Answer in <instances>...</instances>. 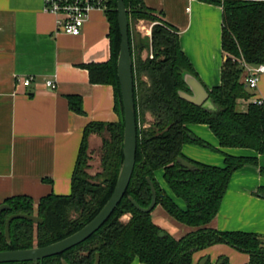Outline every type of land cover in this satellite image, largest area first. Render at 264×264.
<instances>
[{"label": "trees", "instance_id": "1", "mask_svg": "<svg viewBox=\"0 0 264 264\" xmlns=\"http://www.w3.org/2000/svg\"><path fill=\"white\" fill-rule=\"evenodd\" d=\"M223 8L222 49L226 60L222 66L221 85L209 91L218 108L210 112L184 100L180 92H188L183 74L195 71L181 50L179 30L164 20L162 14L147 8L142 0H124L128 16L134 20L158 22L152 32L153 59L140 56L146 42L134 38L129 26L133 60L134 98L138 130L136 164L127 192L109 220L82 244L62 255L47 258L43 264H197L194 255L223 244L248 254V264H264V238L255 233L220 232L208 227L217 217L234 173L245 166L260 169L257 158L235 157L222 149H250L264 157V104L249 103L247 110H238L240 101H250L251 91L242 83V62L264 64V0H200ZM106 16L111 24L112 57L105 64L86 66L92 83L111 85L115 91L116 123L92 122L86 126L72 176V191L67 196L50 194L35 203L31 197L15 196L5 200L9 206L0 215V252L44 247L61 241L79 231L101 211L112 196L124 155V118L118 80L117 62L121 35L116 0H111ZM136 54L138 55L136 59ZM146 76L148 82L141 78ZM70 108L84 114L79 96L67 97ZM149 113L154 123L149 130H140V116ZM190 125H206L219 142L216 151L224 154L225 166L215 167L190 160L183 155L185 145L209 147L194 135ZM108 133V137L104 134ZM103 141L102 180L93 182L86 173L88 141L91 135ZM179 158L194 165L182 166ZM159 170L173 194L162 188L155 177ZM150 178L157 192V206L175 221L196 230L176 238L152 217L137 210L133 198L147 208L152 199ZM264 194V190L262 189ZM182 200V209L176 202ZM155 208V209H156ZM12 214H26L42 219L36 224L19 219L10 227V242L5 224ZM72 214L76 217L72 218ZM130 215L128 222L121 219ZM222 264H230L226 258ZM9 264H41L36 262ZM207 264H211L209 261Z\"/></svg>", "mask_w": 264, "mask_h": 264}, {"label": "crops", "instance_id": "2", "mask_svg": "<svg viewBox=\"0 0 264 264\" xmlns=\"http://www.w3.org/2000/svg\"><path fill=\"white\" fill-rule=\"evenodd\" d=\"M142 1L179 30L181 50L204 90L209 92L220 86L226 60L222 49L223 8L200 0ZM110 31L108 17L99 11L91 14L81 35L73 37L57 29L56 18L45 12L43 0H0V206L15 196H28L38 203L50 194H71L84 129L92 122L119 121L113 86L92 83L86 69L88 65L110 62ZM26 76L36 78L29 87L16 81L17 77ZM49 80L56 82V90L47 89ZM186 93L192 95L191 91ZM251 93L250 101L239 102V111L245 112L255 100L264 102V74ZM68 96L81 97L84 114L70 108ZM189 129L220 148L208 126L190 125ZM98 141L97 135H91L90 147ZM182 152L201 164L225 166L224 156L201 152L191 144L185 145ZM222 152L257 158L259 166L264 167V157L253 150L228 148ZM159 171L163 177V170ZM156 179L174 197L164 177V183ZM262 189L264 176L259 168L245 166L236 171L220 211L208 227L220 232L255 233L264 238ZM175 200L178 204L181 201L184 208L179 206L185 209L182 200ZM158 208L162 210L155 217ZM152 217L158 226L157 218L173 219L161 206ZM177 225L178 233L172 234L176 238L196 230ZM204 258L211 264H217L220 258H226L230 264L250 261L248 254L223 244L196 253L194 262L199 264Z\"/></svg>", "mask_w": 264, "mask_h": 264}, {"label": "water", "instance_id": "3", "mask_svg": "<svg viewBox=\"0 0 264 264\" xmlns=\"http://www.w3.org/2000/svg\"><path fill=\"white\" fill-rule=\"evenodd\" d=\"M118 11V26L121 35L120 52L117 62L118 80L120 85V93L123 106V118H124V147L123 155L124 160L120 169L119 177L114 189V192L101 211L92 219L88 224L81 228L71 236L50 244L44 247H35L32 249L2 251L0 252V264L9 263H23V262H36L43 261L47 258L62 255L68 250L82 244L88 240L93 234L102 228V226L109 220L118 205L124 198L127 189L130 185L135 164L138 142V130L136 120V108L134 98V79H133V60L130 47L129 38V18L124 0H116ZM187 88L191 91L192 95L186 92H180L181 98L189 103L202 107L210 112H217L218 108L210 99L208 92L204 90L198 80L190 73L183 74ZM182 166L187 169H192L194 165L189 161L179 158ZM151 188L152 199L147 208L141 207L133 198H129L133 206L142 213H152L157 206V192L155 186L150 178L147 179ZM9 206L2 204L0 206V215L3 211L9 210ZM27 220L36 224H42V219L33 215L26 214H12L5 224V236L8 242H10V227L15 220ZM208 259L204 258L199 264H207ZM223 260H220L217 264H222ZM62 264H68L63 261ZM94 264H100V255H96Z\"/></svg>", "mask_w": 264, "mask_h": 264}, {"label": "built area", "instance_id": "4", "mask_svg": "<svg viewBox=\"0 0 264 264\" xmlns=\"http://www.w3.org/2000/svg\"><path fill=\"white\" fill-rule=\"evenodd\" d=\"M46 13L56 18L57 29L66 35L78 37L81 35L85 25L90 20L94 11L107 12L110 8L111 0H43ZM243 68L242 83L253 91L257 89L261 76L264 74V64L249 65L242 62ZM18 84L29 87L35 81L34 76L17 77ZM46 87L50 91L57 88L53 80L46 82ZM254 104L262 105L264 102L255 100Z\"/></svg>", "mask_w": 264, "mask_h": 264}, {"label": "rangeland", "instance_id": "5", "mask_svg": "<svg viewBox=\"0 0 264 264\" xmlns=\"http://www.w3.org/2000/svg\"><path fill=\"white\" fill-rule=\"evenodd\" d=\"M102 13L106 14L105 12H102ZM128 18H129L130 31H131L133 37L143 40L144 42H146V45H147V48L142 52V54L140 56L142 57L143 60L153 59L154 53H153V49H152V32H153L154 26L157 24H160V23L146 21V20L136 21V20H134V18L131 15H129ZM137 57H138V55L136 54V59H137ZM141 80L148 82V79L146 76H143L141 78ZM153 123H154V119L149 113H147L145 116L141 115L140 116V122H139V128H140V130H149L151 128V126L153 125ZM94 135H97V134H94ZM104 135L106 137H108L107 132H105ZM97 136L99 137L98 143L94 144L92 147H90V143L88 141V149H87L88 163H87L86 173L93 179L92 180L93 182H99L102 180L101 178H98L97 175L102 173L101 158L103 155V141H102V137L100 135H97ZM192 146L197 147L198 150L201 152H209L211 154H217V155H220L222 157L224 156L223 153L216 151L215 150L216 148L212 144H209V147H207V146L201 147V146H197V145H192ZM193 154L197 155L196 152ZM159 172L160 171H158V173L156 174V177L158 178V180L160 179L163 182L162 174ZM178 202H179V204H182V206L184 205L181 201H178ZM183 208H184V206H183ZM160 210H162V209L158 208L154 212L155 217L159 214ZM74 217H76V215L72 214V218H74ZM130 218H131L130 215H126L121 220L126 223L130 220ZM156 221L167 232H169L171 234L178 233L177 227H175V225L178 226L177 224H180V223H177L175 220L170 219V218L165 219L164 217H161V218H157ZM132 264H142V263H140L138 260H135Z\"/></svg>", "mask_w": 264, "mask_h": 264}]
</instances>
